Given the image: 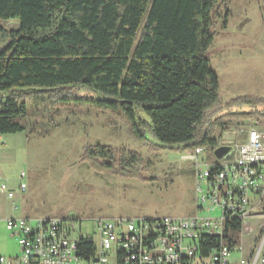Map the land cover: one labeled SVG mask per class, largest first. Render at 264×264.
I'll return each instance as SVG.
<instances>
[{"label": "trees", "instance_id": "1", "mask_svg": "<svg viewBox=\"0 0 264 264\" xmlns=\"http://www.w3.org/2000/svg\"><path fill=\"white\" fill-rule=\"evenodd\" d=\"M226 1L0 0V22L19 23L0 30L9 40L0 51V134L26 131V104L36 111L61 107L70 100L59 95L84 88L109 99L74 101L120 108L140 141L192 151L216 147L218 126L264 118L259 111L219 115V78L207 54ZM242 106L256 109L264 100L239 99L229 110ZM86 159L97 169H115L108 147L90 149ZM79 250L91 256L93 245L83 241Z\"/></svg>", "mask_w": 264, "mask_h": 264}, {"label": "rangeland", "instance_id": "2", "mask_svg": "<svg viewBox=\"0 0 264 264\" xmlns=\"http://www.w3.org/2000/svg\"><path fill=\"white\" fill-rule=\"evenodd\" d=\"M18 27V22H0V30L10 32ZM214 32L207 57L219 78V115L264 114V106L229 110L239 99L264 100V0H227L225 10L215 18ZM8 42L0 37V51ZM59 96L70 101L39 111L26 104L21 122L26 127L24 133L0 134V174L15 193L14 200L0 195V218L75 222L77 236L98 242L99 219L196 216L195 166L185 160L192 150L160 147L153 139L140 141L132 135V125L120 108L109 111L74 101L109 99L106 95L73 88ZM138 114L149 121L144 113ZM257 122L264 131V118ZM243 126L256 124L233 119L226 129H215L217 142L230 144L238 139L235 132ZM98 146L112 150L114 170L97 169L86 159L87 152ZM210 157L207 148L201 158ZM123 162L129 163L124 170ZM21 184L27 187L25 193L19 191ZM199 216L217 219L222 212L202 211ZM0 226V258L10 261L20 256L21 248L4 221Z\"/></svg>", "mask_w": 264, "mask_h": 264}, {"label": "built area", "instance_id": "3", "mask_svg": "<svg viewBox=\"0 0 264 264\" xmlns=\"http://www.w3.org/2000/svg\"><path fill=\"white\" fill-rule=\"evenodd\" d=\"M246 123L256 126H243L230 144L185 157L195 166L196 216L99 219L98 242L58 218L0 219L21 248L20 256L0 264H264V131L257 121ZM220 147L230 148L221 160L215 156ZM207 148L210 159L201 158ZM26 190L21 184L19 191ZM0 195L15 199L1 174ZM213 210L221 218L199 216ZM83 241L93 245L91 256L80 252Z\"/></svg>", "mask_w": 264, "mask_h": 264}, {"label": "water", "instance_id": "4", "mask_svg": "<svg viewBox=\"0 0 264 264\" xmlns=\"http://www.w3.org/2000/svg\"><path fill=\"white\" fill-rule=\"evenodd\" d=\"M229 151V147H220L215 151V156L217 159L221 160Z\"/></svg>", "mask_w": 264, "mask_h": 264}, {"label": "crops", "instance_id": "5", "mask_svg": "<svg viewBox=\"0 0 264 264\" xmlns=\"http://www.w3.org/2000/svg\"><path fill=\"white\" fill-rule=\"evenodd\" d=\"M1 218H2V219H1ZM1 218H0L1 220H5V219H7V218H5V217H3V216H1Z\"/></svg>", "mask_w": 264, "mask_h": 264}]
</instances>
